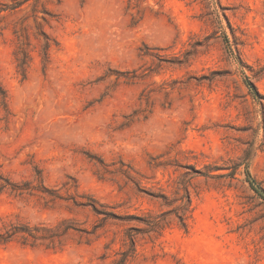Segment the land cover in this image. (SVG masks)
I'll return each instance as SVG.
<instances>
[{
  "label": "rangeland",
  "instance_id": "1",
  "mask_svg": "<svg viewBox=\"0 0 264 264\" xmlns=\"http://www.w3.org/2000/svg\"><path fill=\"white\" fill-rule=\"evenodd\" d=\"M17 1L0 0V185L35 190L0 191V233L44 226L60 245L15 237L0 245V264H112L125 229L144 226L110 219L94 235L64 233L101 219L74 202L144 217L164 211L159 196L176 198L182 185L187 231L171 216L157 240L135 232L127 264H264V204L245 178L264 188V0H28L8 9ZM43 35L57 44L48 62ZM20 36L30 45L24 78ZM132 71L146 77H118Z\"/></svg>",
  "mask_w": 264,
  "mask_h": 264
},
{
  "label": "trees",
  "instance_id": "2",
  "mask_svg": "<svg viewBox=\"0 0 264 264\" xmlns=\"http://www.w3.org/2000/svg\"><path fill=\"white\" fill-rule=\"evenodd\" d=\"M28 0H21L14 2L11 4L8 9L14 10L23 4H25ZM224 41L226 43L227 53L229 56L237 63L241 64L240 56L236 49L232 50L231 46L229 45V41L225 36ZM30 45L27 43L26 39L20 36V40L16 51L14 52V60L16 64V69L18 73L24 78L26 71L29 67L30 62ZM57 47L56 42L50 39L49 37L43 35L42 42L40 45L39 56L42 62H48L49 60V51ZM182 59L178 60L177 63L179 65L186 64L189 58V53L185 52L182 54ZM118 77H121L126 84H134L138 80H142L146 77L144 74L140 75L136 71L132 72H124L118 74ZM243 83L248 90V93L251 95L253 99H260L261 96L259 95L255 85L247 78L244 77ZM0 96L5 98L4 91L0 88ZM127 178V177H126ZM245 178L246 182L248 183L250 189L256 194V196L263 202L264 204V188L254 180L249 172L245 170ZM137 187V185L135 184ZM181 189H178V192L175 193L176 198H169L166 195H160L161 199V206L165 208L164 211L158 214H147L144 217H140L137 215H127L121 216L114 212H109L104 210V207L99 205L94 199L87 198L86 202H81L78 205L82 208H88L93 213V215L97 217H101L98 221V224H94L91 226V230H77L70 226H65L63 228V232L66 233L69 230L83 233L86 235H94L101 227H103V222H106L110 219L117 220L119 222H127V221H137L141 223L144 227L143 228H135V227H128L125 229L123 234L122 240V248L116 254L117 259L113 261L112 264H127L130 260H133L136 256V233L140 232L146 235L150 240H157L161 237L162 233L165 229L170 226V218L173 216L179 225V227L183 231H187V219L189 218L188 214L191 212V204H190V195L188 193L187 187L185 185L181 186ZM10 189L11 192H15L18 194H22L24 192H30L35 190V188L30 187L28 184L22 185H12L8 182L4 181V184L0 185V191L3 189ZM157 197V196H156ZM58 199V197H56ZM19 237L21 243L23 245L29 244L30 246H34L37 242H48L50 244H54L55 242L60 245V236L55 234L52 229L44 227V226H37V227H30V226H14L9 230H6L3 233H0V245H5L9 243L13 238Z\"/></svg>",
  "mask_w": 264,
  "mask_h": 264
}]
</instances>
